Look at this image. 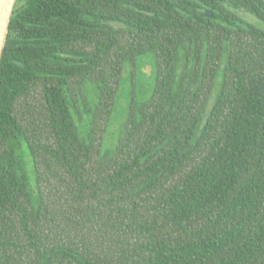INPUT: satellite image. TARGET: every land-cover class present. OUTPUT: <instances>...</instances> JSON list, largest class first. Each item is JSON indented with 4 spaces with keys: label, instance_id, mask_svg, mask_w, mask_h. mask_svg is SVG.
<instances>
[{
    "label": "trees",
    "instance_id": "obj_1",
    "mask_svg": "<svg viewBox=\"0 0 264 264\" xmlns=\"http://www.w3.org/2000/svg\"><path fill=\"white\" fill-rule=\"evenodd\" d=\"M244 12L264 23V0H16L0 264H264V28ZM146 53L152 90L106 149Z\"/></svg>",
    "mask_w": 264,
    "mask_h": 264
},
{
    "label": "rangeland",
    "instance_id": "obj_2",
    "mask_svg": "<svg viewBox=\"0 0 264 264\" xmlns=\"http://www.w3.org/2000/svg\"><path fill=\"white\" fill-rule=\"evenodd\" d=\"M240 15L244 20L258 27L264 28V23L255 16L245 12L240 13ZM137 66L138 69L134 78L130 74L129 66H125L123 70L116 102L104 139V148L106 149H113L116 146L117 140L123 130L131 90L135 89L139 97L146 98L150 94L154 85L155 75L152 55L150 53H146L139 56L137 59ZM215 92L216 91L214 89L209 102V107L212 104V99L215 95ZM29 181L30 184L31 182H34L32 172L29 176Z\"/></svg>",
    "mask_w": 264,
    "mask_h": 264
},
{
    "label": "water",
    "instance_id": "obj_3",
    "mask_svg": "<svg viewBox=\"0 0 264 264\" xmlns=\"http://www.w3.org/2000/svg\"><path fill=\"white\" fill-rule=\"evenodd\" d=\"M16 0H0V58L6 41L9 21Z\"/></svg>",
    "mask_w": 264,
    "mask_h": 264
}]
</instances>
